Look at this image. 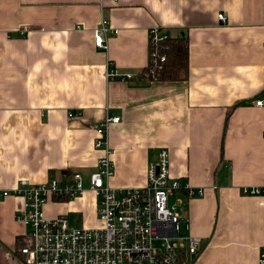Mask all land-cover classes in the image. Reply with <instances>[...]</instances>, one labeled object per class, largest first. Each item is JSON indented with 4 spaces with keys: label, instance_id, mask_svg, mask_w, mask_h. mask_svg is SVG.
Segmentation results:
<instances>
[{
    "label": "crops",
    "instance_id": "1",
    "mask_svg": "<svg viewBox=\"0 0 264 264\" xmlns=\"http://www.w3.org/2000/svg\"><path fill=\"white\" fill-rule=\"evenodd\" d=\"M102 20L118 31L103 52L94 46ZM23 27L30 32L20 38ZM152 28L164 38L186 34V80H139ZM108 63L134 79L107 80ZM256 101L264 102V0H0V195L20 181L83 178V194L51 197L46 218L99 226L89 190L101 156L95 129L119 117L108 130L109 186L144 187L166 150L170 176L205 190L172 196L202 240L193 264H260L264 198L241 194L264 187V106ZM22 207V198L0 196V264L24 263Z\"/></svg>",
    "mask_w": 264,
    "mask_h": 264
},
{
    "label": "built area",
    "instance_id": "2",
    "mask_svg": "<svg viewBox=\"0 0 264 264\" xmlns=\"http://www.w3.org/2000/svg\"><path fill=\"white\" fill-rule=\"evenodd\" d=\"M217 19L227 23L224 14H218ZM29 32L28 27H23L18 36L24 38ZM117 33L102 20L94 32L95 48L105 51L108 34ZM164 39L157 28L150 30V46ZM105 77L126 83L134 79V75L121 73L110 63ZM255 105L264 106V102L256 101ZM119 122V117L107 115L95 129L93 145L101 156L89 176V190L97 203V228H73L63 216L50 219L44 214V206L51 197L77 198L83 194L80 173H73L63 181L51 178L39 185L20 181L14 190L1 193L2 198L17 196L23 200V207L16 214V220L29 229L20 249L23 264H193L202 240L190 235L188 221L181 218L178 212L181 200L172 203L170 198L179 192H184L187 200L201 198L205 190L172 178L164 149L160 150L157 162L149 165L144 187L111 188L108 182L114 175V165L108 130ZM241 194L264 198V187L242 188ZM259 263L264 264V250Z\"/></svg>",
    "mask_w": 264,
    "mask_h": 264
},
{
    "label": "trees",
    "instance_id": "3",
    "mask_svg": "<svg viewBox=\"0 0 264 264\" xmlns=\"http://www.w3.org/2000/svg\"><path fill=\"white\" fill-rule=\"evenodd\" d=\"M163 58V60H162ZM188 76V40L186 34L168 37L155 46H148V65L139 80L148 82L184 81Z\"/></svg>",
    "mask_w": 264,
    "mask_h": 264
},
{
    "label": "rangeland",
    "instance_id": "4",
    "mask_svg": "<svg viewBox=\"0 0 264 264\" xmlns=\"http://www.w3.org/2000/svg\"><path fill=\"white\" fill-rule=\"evenodd\" d=\"M173 200H174L173 197H171V198H170V202H173ZM181 210H182V208H181ZM193 263H194V262H193Z\"/></svg>",
    "mask_w": 264,
    "mask_h": 264
}]
</instances>
